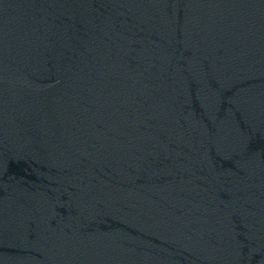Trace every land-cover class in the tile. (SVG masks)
I'll use <instances>...</instances> for the list:
<instances>
[{
  "label": "water",
  "instance_id": "water-1",
  "mask_svg": "<svg viewBox=\"0 0 264 264\" xmlns=\"http://www.w3.org/2000/svg\"><path fill=\"white\" fill-rule=\"evenodd\" d=\"M0 264H264V0H0Z\"/></svg>",
  "mask_w": 264,
  "mask_h": 264
}]
</instances>
